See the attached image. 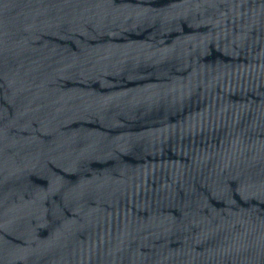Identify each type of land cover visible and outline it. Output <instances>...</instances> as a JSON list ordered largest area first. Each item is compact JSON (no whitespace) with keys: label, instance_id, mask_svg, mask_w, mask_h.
<instances>
[{"label":"water","instance_id":"1","mask_svg":"<svg viewBox=\"0 0 264 264\" xmlns=\"http://www.w3.org/2000/svg\"><path fill=\"white\" fill-rule=\"evenodd\" d=\"M0 264H264V0H0Z\"/></svg>","mask_w":264,"mask_h":264}]
</instances>
